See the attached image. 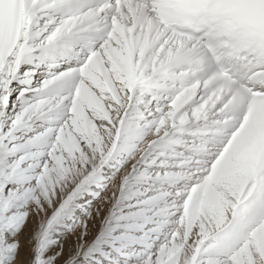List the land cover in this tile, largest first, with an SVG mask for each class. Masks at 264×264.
Segmentation results:
<instances>
[{
	"label": "snow or ice",
	"instance_id": "obj_1",
	"mask_svg": "<svg viewBox=\"0 0 264 264\" xmlns=\"http://www.w3.org/2000/svg\"><path fill=\"white\" fill-rule=\"evenodd\" d=\"M161 147L170 227L146 264H264V0H0V264H32L22 203L51 228Z\"/></svg>",
	"mask_w": 264,
	"mask_h": 264
},
{
	"label": "rangeland",
	"instance_id": "obj_2",
	"mask_svg": "<svg viewBox=\"0 0 264 264\" xmlns=\"http://www.w3.org/2000/svg\"><path fill=\"white\" fill-rule=\"evenodd\" d=\"M116 160L118 166L112 165L110 170L105 168L100 174V177H105L101 185L91 183L75 199L71 212L63 214L51 228L48 226L51 215L39 227L30 214L32 204L24 202L18 206V212H28L29 216L27 220L23 216L19 218L17 235L25 232L28 224L30 232L32 225H37L33 237L42 243L44 255L56 263L66 250L63 248L65 240L62 237L74 234L83 224V239L90 242L85 249V254L90 258L84 264H146V256L166 240L170 227L162 211L166 201L161 197L163 193L174 189L166 180L159 179L158 174L171 171V165L178 161L163 147L150 157L134 163L127 156L117 157ZM139 162H146L140 173L143 176L134 171L135 181L130 182L133 170L141 166ZM119 185L121 189L117 195L115 191ZM89 198L91 200L86 201ZM91 217L93 224L86 223ZM54 250L55 255H52ZM80 262L82 259H75L70 264Z\"/></svg>",
	"mask_w": 264,
	"mask_h": 264
},
{
	"label": "bare ground",
	"instance_id": "obj_3",
	"mask_svg": "<svg viewBox=\"0 0 264 264\" xmlns=\"http://www.w3.org/2000/svg\"><path fill=\"white\" fill-rule=\"evenodd\" d=\"M139 163L141 164V166L138 167L136 170H133V175L130 174L131 175V177H130L131 181L130 182H132L134 180V177H135L134 171H137L136 173L139 175L140 173H142V171H141L142 167L146 166V162H145V164H143V162H139ZM116 164L118 166L117 160H116V162L113 161L109 166H106L105 168H107L106 170H110V167L112 165H116ZM140 175H142V174H140ZM145 176H146V174H145ZM104 178L105 177L102 178V177L99 176L98 178L95 179L94 183L96 182L98 185H101V183L103 181L102 179H104ZM136 182H137V180H136ZM120 189H121V186L119 185L118 189L115 191V193L117 192V195H119V193H120L119 190ZM125 190H127V189L125 188ZM128 191H129V189H128ZM130 191H132V190H130ZM89 200H91V199L89 198L86 201H89ZM31 210L32 209H30V214H32V218L35 220V222L37 223V225L39 227L46 221V219L48 218V215L49 216L53 215L51 210H49L47 216L36 215ZM82 211L84 212L86 210L82 209ZM20 217H22V216H20ZM77 217L79 218L80 216H77ZM87 222H89L90 224H93L92 217L89 218L88 220H86V223ZM37 225H32V229H31V232H30V230H29V226L30 225L28 224L27 228H26V231L23 232L24 235H20V240L22 242H25L26 245L28 247H30V250L32 252V264H56V263H54L52 261L53 259H51V258L49 259V257H46L44 255L45 252L43 251L42 243L39 242V240L36 241V237H33V235H34L33 232L36 231ZM80 227H81L80 230H76L74 234H71V235L69 234V236L62 237V240H65V242L63 243V248L65 247V249H66V247L70 244L71 245V250L73 251V255L68 259L67 264H70L75 259L76 260L82 259V262H80V264H84V262H86L90 258L87 254H85L86 253L85 249L90 244V242H87V241H85L83 239L84 234H83L82 231L85 229V225L82 224ZM91 228H93V227H91ZM94 233H96V230H95ZM12 258H13L12 256L9 257L10 260ZM95 262L99 263L98 261H95Z\"/></svg>",
	"mask_w": 264,
	"mask_h": 264
}]
</instances>
